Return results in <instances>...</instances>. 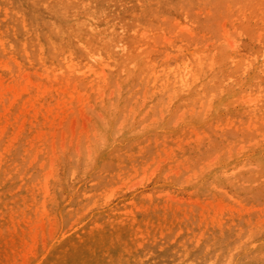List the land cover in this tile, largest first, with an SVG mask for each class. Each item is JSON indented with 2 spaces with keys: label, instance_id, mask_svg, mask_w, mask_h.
Masks as SVG:
<instances>
[{
  "label": "rangeland",
  "instance_id": "obj_1",
  "mask_svg": "<svg viewBox=\"0 0 264 264\" xmlns=\"http://www.w3.org/2000/svg\"><path fill=\"white\" fill-rule=\"evenodd\" d=\"M156 1L143 17H129L131 71L145 70L122 69L126 82L101 52L67 54L63 67L45 65L41 48L24 42L17 53L9 26L17 24L25 40L31 25L51 22L54 2L1 5L0 22L10 11L13 23L0 24V154L16 150L17 160L47 179L60 160L82 174L104 148L102 195L110 204L100 210L111 236L115 230L135 248L149 238L177 251L210 249V239L241 257L264 241V97L255 86L264 88V22L248 25L242 0ZM195 60H209L222 90L208 93L187 79L184 91L176 79L165 81L188 77ZM17 160L6 162L9 170ZM22 180V173L8 178L0 194V264H51L50 251L78 226L77 210L59 212L45 188L36 183L26 192ZM145 209L154 214L139 218Z\"/></svg>",
  "mask_w": 264,
  "mask_h": 264
},
{
  "label": "bare ground",
  "instance_id": "obj_2",
  "mask_svg": "<svg viewBox=\"0 0 264 264\" xmlns=\"http://www.w3.org/2000/svg\"><path fill=\"white\" fill-rule=\"evenodd\" d=\"M7 1L9 0H0V6L7 5ZM16 1L18 0H11L14 3ZM70 1L53 0L54 3L47 9L46 15L52 19L50 21L53 24L40 20L38 26L31 25L28 30L29 36L25 40L22 39V29L17 24L14 25L15 29L9 26L6 37L14 40L17 53H20L22 49L20 44L24 42L28 50H32L33 46L41 48L39 54L45 65L55 64L63 67L64 57L67 54L88 58L93 52H101L114 58L115 67L120 70L117 73L124 82L129 79L126 78L128 75H122V69L127 70L130 75L143 73L145 68L141 64H137V70L131 71L134 54L128 51L129 41L125 33L131 29L129 17L137 18V14L143 17L145 10L150 7L151 0H137V3L133 0H89L84 5L83 2L76 4L75 1H71L70 6L65 3ZM165 1L156 2L160 5ZM20 2L23 3L25 0ZM242 2L243 15L252 17L248 25L264 22V0H242ZM255 4H258L262 10H257ZM16 6L19 7L17 4ZM6 8L11 11L14 9L10 4ZM7 14H9L8 17L6 16L7 21L2 20L1 25L11 22L10 11ZM107 19H110L108 23H104ZM36 29H39L41 37L35 34ZM44 32L50 37V41L43 38ZM258 42L264 47V34ZM120 43L121 47H119ZM208 63L209 60H195L197 70L190 71L188 77L185 74L169 75L165 81L171 82L176 79L182 90L185 89L187 79L192 80L194 86L201 87L208 93H213L217 89L222 90L223 84L214 80L217 73L207 70L210 68L207 66ZM147 74L148 80L152 81L154 75ZM255 86L260 90L259 94L263 99L264 88L260 83H256ZM103 149L100 151V162L87 161L86 171L82 174L73 164L60 160L61 170L57 172L55 170L47 179L34 169L31 170L26 162L17 160L16 150L5 155L0 154V194H5L9 190L8 178L22 173V190L33 192L32 185L38 183L47 191V194H44L45 201L57 205L59 212L63 210L62 208L68 212L77 210L78 226L69 230L63 239H59L55 249L50 251L47 260L52 262L51 264H264V241L239 257L224 249L222 242L216 246L213 243L212 246L210 239H208L210 249L186 247L183 251H177L170 246L155 248V243L149 238H144L141 247L135 248L134 243H131V240L121 232H117L115 236V230L111 236V230L107 226L108 219L105 220V214L100 210L110 204L102 195L107 189V181L102 178L104 173L102 170L107 163V152ZM11 160H17L16 171L13 167L9 170L6 164ZM144 213L139 218L144 219L154 214L151 209H145ZM114 215L117 220L118 212ZM102 256L108 257V261L103 262Z\"/></svg>",
  "mask_w": 264,
  "mask_h": 264
}]
</instances>
